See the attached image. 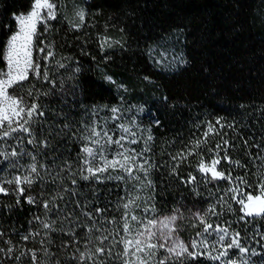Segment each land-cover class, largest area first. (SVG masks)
I'll return each mask as SVG.
<instances>
[{"label":"trees","instance_id":"1","mask_svg":"<svg viewBox=\"0 0 264 264\" xmlns=\"http://www.w3.org/2000/svg\"><path fill=\"white\" fill-rule=\"evenodd\" d=\"M33 1L0 0V68L5 67L3 53L17 27L16 15L30 9ZM56 1L59 7L57 18L47 21V30L44 23L37 24L39 40L44 45H51L55 54L50 66L57 79L56 87L34 80L30 74L37 89L42 92L51 90L50 95L39 98V102L50 109L45 112L44 119L51 122L54 119L52 110H62L77 122V126L81 121H106V127L113 130L116 125L124 124L136 134L135 137L128 136V139L138 140L135 145L126 143V147L137 149L145 147L144 140L148 135L145 129H150L153 136L148 144L151 151L145 155L157 165L150 176L154 181V191L141 188L135 181L127 184L109 181L94 185L100 198L92 207L105 208L103 215L114 216L117 220L116 224L104 226L109 230L120 226L122 210L116 205L126 202L130 194L140 198L137 203L141 207L133 206L132 212L141 217L172 213L173 209L179 208L185 217L179 220V231L189 241L202 230L192 214L215 204L220 214L209 213L207 222L213 227L230 225V232H240L244 238L242 243L260 251L253 237L260 239L255 232L257 228L264 232V221H253L255 227L246 222L247 218L241 221L240 205L230 199L231 194L225 199L232 204V211L218 204V197L236 184L230 185L227 180L204 182L197 167L201 159L210 164L213 158H219L217 171H223L225 175L231 172L233 178L245 177L251 187L241 185V190L259 193L257 184L264 177V161L255 158L259 149L253 145L259 144L264 148V0ZM80 10L86 14L85 22L74 28L73 24L80 23L76 15ZM105 38L111 47L105 45L101 48ZM173 42L178 44L181 52V58L175 65L164 62L160 57V51ZM33 55H37L35 50ZM55 61L67 67L57 70ZM43 63L41 61L42 67ZM76 68L79 72H75ZM106 77H111L112 81ZM61 79L64 80L62 86ZM26 99L30 102V98ZM112 107L120 109L115 121L111 119ZM94 108L100 110L99 114L90 118ZM217 119L221 120L223 128L215 124ZM155 120H159V126ZM209 123L215 126V131L205 137ZM119 135L126 134L116 132L114 139ZM196 140L206 143H202L199 149H193L194 154L179 162L176 174H171L172 167L178 163L171 160V155L187 151ZM245 140L248 141L247 146ZM81 143L63 138L57 147L75 157ZM8 144L15 145L16 141L9 139ZM218 144L221 146L219 149L216 147ZM25 147L31 149L32 146L25 144ZM225 149L232 163L223 159ZM260 155L264 156V153ZM4 163L0 160V167ZM20 163L27 164L29 160L25 157ZM189 173L196 176V182H183L187 181ZM15 174L11 169L3 172L4 178ZM208 176L210 178L211 173ZM79 184L81 191L92 199L90 182L79 181ZM133 184H136L135 188ZM39 191V186L34 185L32 194ZM28 194L26 191L25 195ZM150 196L153 199L149 200ZM120 197L126 199L121 201ZM15 201L14 195L0 194V230L16 245L12 258L5 255L0 264H32L27 249L39 248L40 237L35 241H22L20 234L28 230V221L33 214L39 215L41 211L27 204L23 196L19 205ZM153 203L157 209L155 214L142 211L144 206ZM8 205L12 206L10 211L5 208ZM193 224L197 226L193 227ZM53 239L56 243L51 250L60 257L61 264H65L58 245L61 239L69 240V237L54 233ZM112 239L113 235H110L105 243ZM80 247L83 248V244ZM21 250L26 254L16 260ZM119 250L118 244L116 251ZM72 251L74 249L70 246L65 255ZM38 256L43 254L38 253ZM259 259L251 257L253 261ZM67 264L74 262L68 261ZM195 264L219 262L198 260Z\"/></svg>","mask_w":264,"mask_h":264},{"label":"snow or ice","instance_id":"2","mask_svg":"<svg viewBox=\"0 0 264 264\" xmlns=\"http://www.w3.org/2000/svg\"><path fill=\"white\" fill-rule=\"evenodd\" d=\"M76 15L80 23L73 24V27L79 28L84 24L86 14L80 10ZM56 18V5L52 0H34L31 11L25 16L16 18L19 28L8 39L3 53L5 67L0 68V160L5 162L3 167H0V194L14 195L16 205L20 204V197L23 196L27 204L38 207L41 211L39 215L33 214L32 219L28 221V230L20 234L22 241L30 239L35 241L40 237L39 248L27 249L32 264H61L60 257L51 250V246L56 243L53 239L54 233L69 237V240L61 239L58 245L65 264L68 261H73L74 264H117V262L118 264H195L198 260L219 262V264H264V243H262L264 232L257 228L255 236H259L260 239L256 240L253 237L260 251L246 246L242 243L244 238L240 236L239 231H229L230 225L221 227L217 224L213 227V224L207 222L206 217L209 213L220 214L216 211L215 204L204 211L192 214L194 219L199 221L202 230L189 241L179 237L180 229L177 221L185 219L179 208L173 209L169 215L141 217L132 212L133 206L141 207L137 203L140 198L130 194L127 199L120 197L119 200L126 199V202L122 204L118 202L116 205L122 210L120 226L113 230L104 226L116 224L117 220L114 216L111 218L104 216L105 208L92 207L100 198L99 190L94 185L109 181L124 184L135 181L141 188L154 191V181L150 176L157 165L145 155L151 151L148 144L153 140V136L150 129H145L148 132L147 139L144 140L145 147L137 149L126 147V143L135 145L138 140L128 139V136L135 137L136 134L124 124L116 125L113 130L106 127V121L104 123H98L96 120H91L90 123L81 121L77 126V122L71 120L69 114L62 110H52L54 119L51 122L44 119L45 112L50 109L42 105L39 98L50 95L51 90L42 92L37 89L30 79V74L34 80L56 87L57 79L54 78L53 68L50 66L55 54L51 50V45H44L43 41L39 40L40 33L37 32L38 23H44L47 30V21ZM105 45L111 47L107 38L100 46L103 48ZM34 50L37 53L35 57ZM161 58L163 59V54ZM41 61L44 62L43 67ZM55 65L57 70L67 67L60 61H55ZM75 72H79V68H76ZM106 79L112 81L111 77ZM63 83L64 80L61 79V86ZM26 97L30 98V102ZM64 103L67 104V100ZM99 111L94 108L90 118L98 116ZM110 111L113 113L111 119L113 121L118 119L116 114L120 109L112 107ZM61 120L63 123H60ZM154 123L159 126V120H155ZM215 124L224 127L220 119H217ZM214 131L215 126L209 123L204 136ZM116 132L126 135H119L114 139ZM15 133L25 135H14ZM63 138L82 142L75 157L61 152L57 147ZM9 139L15 140L16 144H8ZM202 143L206 141L196 140L187 151L181 150L171 155V160L178 162L172 167L171 174H176L179 162L186 161L188 156L194 154L193 149H199ZM224 143L228 144V141ZM25 144L32 146L31 149L25 147ZM244 144L247 146L248 141L245 140ZM253 146L259 149L255 158L264 161V156L260 155L264 153V148L259 144ZM216 147L219 149L221 146L218 144ZM208 151L211 152L212 149ZM25 157L28 158L29 163L21 164L20 160ZM223 159L232 163L226 149ZM219 163V158H213L210 164H206L201 159L197 167V170L203 174L204 182L227 180L230 185L236 184V187L230 186L225 190L223 195L218 197L217 203L232 211V204L225 199L231 194L230 199L240 205L241 221H245L246 218L249 224H253L257 219L264 221V177L257 184L259 194L243 192L241 185L251 187L245 177L233 178L231 172L225 175L223 171H217L216 166ZM5 169H11L16 174L4 178ZM209 173H211L210 178ZM196 180V176L189 173L187 181L183 182L192 184ZM79 181L90 182L92 199L81 191ZM136 184L132 187L135 188ZM34 185H38L40 191L32 194ZM26 191L28 195H25ZM151 199L153 197L150 196L149 200ZM11 207V205L5 206L9 211ZM142 211L155 214L157 209L153 203L144 206ZM253 226L255 227L254 224ZM5 235L6 233L0 230V239ZM110 235H113V239L106 244ZM3 243L8 247H0V253L11 259L16 245L11 239H3ZM81 244L83 248L80 247ZM118 244L120 250L116 251ZM70 246L74 251L70 255H65ZM38 253H42L43 256H38ZM25 254V251L21 250L15 259L20 260ZM251 257L261 259L253 261Z\"/></svg>","mask_w":264,"mask_h":264},{"label":"rangeland","instance_id":"3","mask_svg":"<svg viewBox=\"0 0 264 264\" xmlns=\"http://www.w3.org/2000/svg\"><path fill=\"white\" fill-rule=\"evenodd\" d=\"M52 2L53 3H55V5H56V13L58 12V9H59V7H58V3H57V1L56 0H52ZM33 4H34V1H33ZM33 4H32V6L30 7V9H28L27 11H25V12H21V13H19V14H17L16 15V18L18 17V16H25V15H27L30 11H31V9H32V7H33ZM44 13H42V15H43ZM18 28H19V23H18V20H17V27H16V29L14 30V32L11 34V35H13L16 31H18ZM10 35V36H11ZM161 52V54H163V61L164 62H166V63H169V64H177V62L180 60V58H181V52H180V49H179V46H178V44L176 43V42H173V43H169L164 49H162V51H160ZM161 54H160V57H161ZM257 194H259V193H257ZM253 195H256V194H253ZM169 214H171V212H164V213H159V214H156L157 216H164V215H169ZM150 218V217H149ZM177 225L179 226V228H180V225H179V220L177 221ZM179 237L182 239V240H184V241H186L185 239H184V237L181 235V233H180V231H179ZM3 239H8V238H6V237H3ZM3 239H0V247H4V248H7L8 247V245H5L4 243H3ZM5 257V254H3V253H0V259H1V261L3 260V258Z\"/></svg>","mask_w":264,"mask_h":264}]
</instances>
